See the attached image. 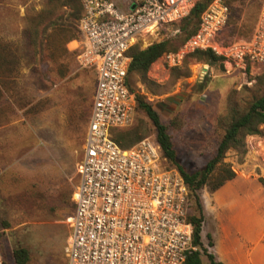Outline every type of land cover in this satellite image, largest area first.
I'll use <instances>...</instances> for the list:
<instances>
[{
  "label": "rangeland",
  "instance_id": "374dc122",
  "mask_svg": "<svg viewBox=\"0 0 264 264\" xmlns=\"http://www.w3.org/2000/svg\"><path fill=\"white\" fill-rule=\"evenodd\" d=\"M222 1L230 14L218 41L227 47L250 40L264 0ZM81 9L82 0H0V245L8 264H15L18 248L28 250L29 264H67L71 198L96 84L78 60ZM185 36L179 23L146 43ZM263 75L264 67L242 68L225 58L211 65L188 57L170 67L161 57L148 72L151 83L129 81L158 112L178 161L192 174L213 158L234 111L245 112L262 96ZM130 130L141 140L156 138L138 108L130 126L117 132ZM245 143L244 157L230 150L224 159L236 177L215 192L198 191L201 241L222 264H264V134ZM190 203L199 216L195 199Z\"/></svg>",
  "mask_w": 264,
  "mask_h": 264
},
{
  "label": "built area",
  "instance_id": "2783aa9c",
  "mask_svg": "<svg viewBox=\"0 0 264 264\" xmlns=\"http://www.w3.org/2000/svg\"><path fill=\"white\" fill-rule=\"evenodd\" d=\"M198 0H82L78 60L96 86L76 168L67 264H185L194 245L190 191L155 137L121 148L113 131L130 126L136 102L127 85L131 48L187 17ZM229 7L214 0L196 34L162 58L178 67L190 52L212 51L242 68L264 67V8L252 38L223 46ZM0 230V236L2 234ZM0 264H6L0 245Z\"/></svg>",
  "mask_w": 264,
  "mask_h": 264
},
{
  "label": "trees",
  "instance_id": "16d2710c",
  "mask_svg": "<svg viewBox=\"0 0 264 264\" xmlns=\"http://www.w3.org/2000/svg\"><path fill=\"white\" fill-rule=\"evenodd\" d=\"M213 1L214 0H198L192 8L190 14L177 23H180L182 25V29L186 32V36L184 38L180 40L177 39V37L171 38L158 43H153L144 49L135 45L129 52L132 61L129 67L127 85L130 92L134 96L136 109L138 108L144 111L151 120L156 129V140L162 148L164 157L168 160L169 164L177 168L184 177L190 191V198L191 200L195 199L197 210L200 213L199 216H196L195 214H190L189 216V220L194 226L193 240L197 250L188 255L185 264H202V254L207 258L209 264H222L217 261L214 254L204 248L201 241L202 223L204 218L202 216V206L200 204L198 191L208 186L212 192H215L236 177L232 168L224 163V159L227 152L230 150H235L242 157H244L247 154L245 143L246 137L262 136L264 134L263 129L261 128L264 126V93L259 98H256L245 112L238 113L234 111L232 119L226 128L223 139L219 143L213 158L207 162L202 171L190 174L178 161L176 149L171 141V137L168 134L167 127L161 121L160 115L151 103L147 102L144 97L134 92L129 79L131 76H137L143 83H151L148 78V72L150 71L152 65L156 63L166 52H177L191 36L196 34L199 29L203 13ZM81 17L82 9L78 15L77 26V36L80 42L82 41V35L79 30V20ZM79 52L80 50L78 51V54ZM188 57L194 58L198 61L205 60L211 65L224 61L223 57L217 56L210 50H197L194 53L187 55L185 60ZM189 74L190 70L187 68L185 77H189ZM261 84L264 86V75L261 78ZM203 86L204 85H202V87ZM117 131L119 130L113 131V139L123 149L130 148L141 140V135H138L136 130L125 132ZM260 182L264 185V178H261ZM208 239L209 246L213 247L210 237H208ZM13 260L15 264H29L31 260L30 253L25 248H18L13 251ZM5 262L8 264L6 258Z\"/></svg>",
  "mask_w": 264,
  "mask_h": 264
},
{
  "label": "crops",
  "instance_id": "0c3cea01",
  "mask_svg": "<svg viewBox=\"0 0 264 264\" xmlns=\"http://www.w3.org/2000/svg\"><path fill=\"white\" fill-rule=\"evenodd\" d=\"M95 86H96V84H95ZM95 91V90H94ZM94 95V94H93ZM89 118H90V115H89ZM89 123V122H88ZM88 128V127H87ZM87 132V131H86ZM85 137H86V135H85ZM84 144H85V140H84ZM84 144H83V150H84ZM83 153V152H82ZM78 183V182H77ZM77 183H76V185H77ZM75 185V186H76ZM75 188V187H74ZM73 192H74V190H73ZM71 200H72V204H73V211H72V214L74 213V201H73V193H72V198H71ZM72 214H71V216H72Z\"/></svg>",
  "mask_w": 264,
  "mask_h": 264
}]
</instances>
